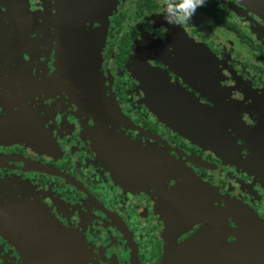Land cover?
I'll return each instance as SVG.
<instances>
[{"label": "flooded vegetation", "instance_id": "1", "mask_svg": "<svg viewBox=\"0 0 264 264\" xmlns=\"http://www.w3.org/2000/svg\"><path fill=\"white\" fill-rule=\"evenodd\" d=\"M80 1L0 0V264H157L169 236L264 222V0H206L174 29L165 0H112L82 33L106 26L104 116L68 82L86 66L59 61Z\"/></svg>", "mask_w": 264, "mask_h": 264}, {"label": "water", "instance_id": "2", "mask_svg": "<svg viewBox=\"0 0 264 264\" xmlns=\"http://www.w3.org/2000/svg\"><path fill=\"white\" fill-rule=\"evenodd\" d=\"M86 45H79L80 50ZM76 47L77 44L72 41L65 45L61 43L63 54L59 53V61L62 66L68 65V55ZM81 60L84 61V58ZM85 69L79 76H89ZM79 76L70 75L68 82L75 87H84ZM61 77L66 80L65 76ZM235 225L236 229L231 228L225 219L220 224H202L196 233L181 243L169 236L157 264H264V222L256 214L248 212V219ZM229 237L234 240L229 242Z\"/></svg>", "mask_w": 264, "mask_h": 264}, {"label": "rangeland", "instance_id": "3", "mask_svg": "<svg viewBox=\"0 0 264 264\" xmlns=\"http://www.w3.org/2000/svg\"><path fill=\"white\" fill-rule=\"evenodd\" d=\"M108 1V2H107ZM112 0H81L78 7H75V13L71 11V14L68 10L62 11V15L64 18L67 19V17L70 16V20L66 21L63 20L61 22V29L62 32L59 35L60 42L62 44H66L68 41H72L77 44L76 50H73V52L70 53V55L76 56V59H70L71 64H75L76 66H86L87 72H88V78L86 80V88L83 87L82 90L73 91V95L76 98L77 103H79L80 107L85 109V111H88L92 114H96V111L99 115L104 116L105 114V106L102 103V100L96 99L95 95L93 96L94 92L100 93V87H101V80L99 77V70H100V63H101V51L103 49V46L105 44V40L103 37H101V33L106 32V26L98 32L96 35L91 36L88 40H85V37L83 36V31L89 29L92 24L96 21L94 20L95 16L101 14L102 10L108 9L109 14L112 13ZM221 5L223 6H230L228 0H218ZM237 2H242L245 0H236ZM243 3V2H242ZM247 7V11L245 12V15L243 16L244 21L246 24H251V19L248 18V12L257 14L255 9L249 8L248 4L244 3ZM251 4L254 7H257L259 5L258 0H252ZM230 10L236 11L237 8L230 7ZM79 16H81L79 18ZM237 16V15H236ZM260 16V15H259ZM194 19V18H192ZM196 20V19H194ZM66 21V22H65ZM154 21H159L160 25L163 28L171 29V28H185L183 25H169L166 23L164 16L161 15V13H158L155 15ZM86 23L89 24V26L86 25ZM209 22L205 21L203 26L204 28L207 27ZM195 22L191 21V26H194ZM71 31V32H70ZM74 32L75 35H72L71 33ZM71 34V35H70ZM87 44L85 48L80 50L79 45ZM198 45L204 46L200 41L197 42ZM147 51H150L149 48H152V46L146 47ZM230 53L233 56V50L231 48ZM152 51V50H151ZM150 51V52H151ZM63 54V53H62ZM61 54V55H62ZM66 55H68L67 52H65ZM69 57V55H68ZM81 58H84V61L81 60ZM160 71V70H159ZM162 73L157 75V77H166V72L164 70H161ZM89 89V90H87ZM92 93V95L90 94Z\"/></svg>", "mask_w": 264, "mask_h": 264}, {"label": "clouds", "instance_id": "4", "mask_svg": "<svg viewBox=\"0 0 264 264\" xmlns=\"http://www.w3.org/2000/svg\"><path fill=\"white\" fill-rule=\"evenodd\" d=\"M205 4L206 0H165L164 19L167 24L173 26L185 24L192 19L197 9Z\"/></svg>", "mask_w": 264, "mask_h": 264}]
</instances>
